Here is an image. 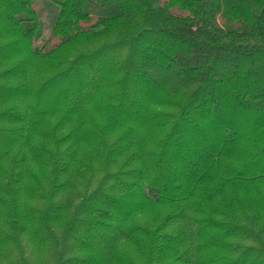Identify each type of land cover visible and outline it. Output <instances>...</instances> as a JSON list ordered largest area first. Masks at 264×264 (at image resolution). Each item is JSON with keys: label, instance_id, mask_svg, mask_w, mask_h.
<instances>
[{"label": "trees", "instance_id": "1", "mask_svg": "<svg viewBox=\"0 0 264 264\" xmlns=\"http://www.w3.org/2000/svg\"><path fill=\"white\" fill-rule=\"evenodd\" d=\"M37 1L0 0V63L20 57L0 96L22 98L30 63L46 59L44 109L22 120L30 133L12 136L1 175L12 264H33L19 197L44 110L46 264H264V0H46V19ZM84 110L100 132L78 133Z\"/></svg>", "mask_w": 264, "mask_h": 264}, {"label": "rangeland", "instance_id": "2", "mask_svg": "<svg viewBox=\"0 0 264 264\" xmlns=\"http://www.w3.org/2000/svg\"><path fill=\"white\" fill-rule=\"evenodd\" d=\"M46 0H38L34 4V8L36 9L39 16L46 19ZM49 21V20H48ZM50 22V21H49ZM40 39L38 41V45L41 43ZM8 41V38L4 36H0V45H4ZM20 57L16 55H11L9 59L2 64L0 63V73L7 70L11 65L19 60ZM26 82L25 95L20 97H14V95H9V97L4 98L5 96H0V112H10L13 113V116H4L0 117V131H3L5 134L0 136V185L2 184L3 177H1L2 172L7 171L11 164L15 159V152L17 151L18 143L16 144L15 140L13 142V137H18L20 134L22 136L28 135L30 132H27L23 129L27 128V124L25 123L28 119V115L34 109L38 111L39 107L44 100H46V88L42 89L40 93V86L46 81V59H37L34 60L33 63H30L28 71L25 73L23 77ZM20 80L14 79L9 80V78H2L0 80V85L4 87L15 86ZM1 89V88H0ZM0 92H4L2 89ZM4 95V94H2ZM44 109V108H42ZM84 113H81L77 120L79 121L77 126L79 127L78 133H83L84 135L90 136L93 131L100 132L101 123L98 117V120L92 116H89V112L84 110ZM26 118V119H25ZM25 119V122L22 121ZM54 117L46 116V110H44L41 114L35 115V129L33 135L31 136L29 145L27 148L30 150L27 154V162L25 161L26 167H28L31 172L28 175H32L28 180L29 190L27 188L26 195H22L19 197V201L22 202V210L21 214L26 216L28 219L27 226V234L24 233L21 237L22 242L24 244V253L29 255L31 252L34 255L33 264H46V254L43 246V237L44 232L41 228L39 219L36 217V211L41 205L40 200V188H46V164L48 160H46V148L51 149L46 146V131L54 127ZM14 121H22L20 123H14ZM68 121V125L72 122ZM76 121V120H75ZM96 123V126L93 127V124ZM67 125V126H68ZM22 126V128H20ZM71 124L68 126V128ZM13 128H16V132L9 133ZM152 129V128H151ZM151 129L147 131L146 134L151 133ZM32 134V132H31ZM117 131H115V134ZM86 137V136H84ZM137 138L143 139L144 134L140 131L137 134ZM18 140V139H17ZM252 148L251 143L244 142L240 147V159L244 152L248 154ZM92 150V144L82 145L77 147V159L80 160L81 163H84V158L88 155V152ZM78 167H80L78 165ZM27 171V169H25ZM27 175V174H26ZM27 178V177H26ZM5 201L6 197H0V264H12L17 258L19 252L18 249L14 247L12 249V240L9 239L8 233L9 230L6 226V218L4 217L5 211ZM35 231L36 234H33ZM119 251L130 252L132 251V246L128 245L127 242L120 244ZM13 250V251H12ZM111 264V263H110Z\"/></svg>", "mask_w": 264, "mask_h": 264}]
</instances>
